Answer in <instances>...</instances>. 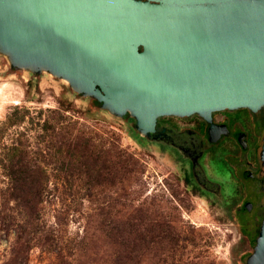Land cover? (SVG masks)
Returning <instances> with one entry per match:
<instances>
[{
  "label": "rangeland",
  "instance_id": "374dc122",
  "mask_svg": "<svg viewBox=\"0 0 264 264\" xmlns=\"http://www.w3.org/2000/svg\"><path fill=\"white\" fill-rule=\"evenodd\" d=\"M14 188L42 193L24 264H243L252 250L127 122L0 56V193ZM14 242L0 223V264Z\"/></svg>",
  "mask_w": 264,
  "mask_h": 264
},
{
  "label": "water",
  "instance_id": "95a60500",
  "mask_svg": "<svg viewBox=\"0 0 264 264\" xmlns=\"http://www.w3.org/2000/svg\"><path fill=\"white\" fill-rule=\"evenodd\" d=\"M217 1L220 10L173 11L131 0H0V56L114 119L129 113L141 134L160 115L264 105V0ZM244 264H264V220Z\"/></svg>",
  "mask_w": 264,
  "mask_h": 264
},
{
  "label": "flooded vegetation",
  "instance_id": "af4514ba",
  "mask_svg": "<svg viewBox=\"0 0 264 264\" xmlns=\"http://www.w3.org/2000/svg\"><path fill=\"white\" fill-rule=\"evenodd\" d=\"M131 1L173 11L177 7L208 10L222 7L217 0L192 7L180 0ZM136 47L138 52H145L144 47ZM90 76L97 86L107 88L98 72ZM121 120L128 123L132 133L168 159L184 188L234 225L238 239L252 247L241 258L245 262L264 220V105L216 110L207 117L198 113L160 115L146 134L138 131L137 120L129 113Z\"/></svg>",
  "mask_w": 264,
  "mask_h": 264
},
{
  "label": "trees",
  "instance_id": "16d2710c",
  "mask_svg": "<svg viewBox=\"0 0 264 264\" xmlns=\"http://www.w3.org/2000/svg\"><path fill=\"white\" fill-rule=\"evenodd\" d=\"M26 184L27 178L14 180V183ZM41 191L32 188H14L0 193V223L12 227L15 242L12 248L14 259L11 264H24L26 253L31 249L30 241L32 234L42 232L40 229L32 228L34 220L40 216ZM13 206L10 207L9 203Z\"/></svg>",
  "mask_w": 264,
  "mask_h": 264
}]
</instances>
